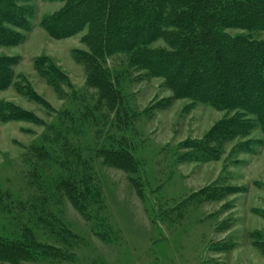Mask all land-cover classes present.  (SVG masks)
Masks as SVG:
<instances>
[{
	"label": "rangeland",
	"instance_id": "1",
	"mask_svg": "<svg viewBox=\"0 0 264 264\" xmlns=\"http://www.w3.org/2000/svg\"><path fill=\"white\" fill-rule=\"evenodd\" d=\"M0 2H13L11 8H20L27 22L26 29L1 24L22 41L0 43V58L10 61L14 73L11 85L0 91V102L38 118L0 115V232L27 226L38 240L69 256L17 264H264V132L258 124L216 139L217 126L239 110L175 97L164 78L131 67L127 54L106 60L123 95L119 107L110 108L99 89L87 84V67L78 58L88 50L87 30L55 38L44 27L65 0ZM253 34L264 42V31ZM152 47L168 49L161 39ZM206 139L216 156L191 159L197 156L191 144ZM124 145L141 160L140 186L101 152ZM42 147L47 155L38 156ZM75 152L89 161L77 171L91 174L99 190L87 217L52 188L65 170L74 169L67 160L74 162ZM33 168L38 174L31 175ZM45 221L62 222L75 237L61 242L59 231Z\"/></svg>",
	"mask_w": 264,
	"mask_h": 264
},
{
	"label": "trees",
	"instance_id": "2",
	"mask_svg": "<svg viewBox=\"0 0 264 264\" xmlns=\"http://www.w3.org/2000/svg\"><path fill=\"white\" fill-rule=\"evenodd\" d=\"M12 3L0 2L3 5L0 6V43L22 41L19 33L1 24L23 29L27 26L25 14L20 8H11ZM44 27L55 38L87 30L83 43L88 50L78 52V58L87 67V84L99 89L100 98L110 108L119 107L123 95L106 67V60L115 54H127L131 67L164 78L175 97L228 111L239 110L217 126L216 139L246 133L257 124L264 132V42L253 34L264 31V0H65L61 10L44 20ZM234 29L246 33L228 32ZM160 39L168 49L152 47ZM10 65L8 59L0 58V91L7 89L14 79ZM52 71L67 79L58 69ZM0 115L3 120L38 119L33 112L8 102H0ZM247 115L254 116L255 121L246 118ZM208 139L191 144L197 149V156L191 159L203 161L216 156ZM124 146L101 152L107 163L128 173L133 184L140 186L141 160ZM37 149L38 156L47 153L45 147ZM77 154L74 162L67 160L74 169H64L67 174L54 180L52 188L64 193L87 217L99 190L93 186L91 174L77 171L78 165L89 163ZM33 172L31 175L38 174V168H33ZM100 219L109 233L106 217ZM21 227V231L0 232V264H17L40 256L69 257L63 248L44 243L31 228ZM48 227L59 231L56 236L62 237H59L61 242L67 243L68 235L75 237L62 222Z\"/></svg>",
	"mask_w": 264,
	"mask_h": 264
}]
</instances>
